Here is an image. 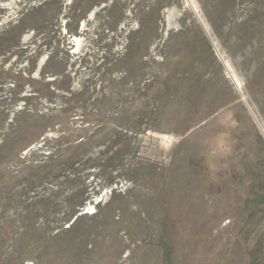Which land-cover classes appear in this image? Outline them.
<instances>
[{
	"label": "rangeland",
	"instance_id": "obj_1",
	"mask_svg": "<svg viewBox=\"0 0 264 264\" xmlns=\"http://www.w3.org/2000/svg\"><path fill=\"white\" fill-rule=\"evenodd\" d=\"M0 264H264V0H0Z\"/></svg>",
	"mask_w": 264,
	"mask_h": 264
},
{
	"label": "bare ground",
	"instance_id": "obj_2",
	"mask_svg": "<svg viewBox=\"0 0 264 264\" xmlns=\"http://www.w3.org/2000/svg\"><path fill=\"white\" fill-rule=\"evenodd\" d=\"M78 40V39H77Z\"/></svg>",
	"mask_w": 264,
	"mask_h": 264
}]
</instances>
